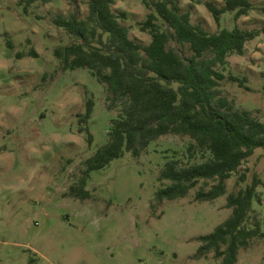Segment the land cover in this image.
Wrapping results in <instances>:
<instances>
[{"label": "rangeland", "instance_id": "1", "mask_svg": "<svg viewBox=\"0 0 264 264\" xmlns=\"http://www.w3.org/2000/svg\"><path fill=\"white\" fill-rule=\"evenodd\" d=\"M178 1L209 32L235 25L262 31L221 70L244 85L225 79L217 89L264 123V0H249L252 8L237 20L224 13L219 21L206 2L222 7L224 0ZM113 8L125 13L133 39L150 42L139 26L151 11L143 0H117ZM70 13L84 18L87 0H0V264H221L212 252L196 256L199 237L230 216L227 194L254 176L261 184L252 216L264 227V150L256 149L213 201L196 200L199 187L157 201L166 160L188 162L192 140L176 134L160 136L137 157L125 151L89 173L86 198L70 195L117 113L107 109L105 86L89 70H63L53 55L72 41L53 18ZM87 100L94 106L81 124ZM242 173L247 179L237 185ZM235 264H264V237L241 249Z\"/></svg>", "mask_w": 264, "mask_h": 264}, {"label": "trees", "instance_id": "2", "mask_svg": "<svg viewBox=\"0 0 264 264\" xmlns=\"http://www.w3.org/2000/svg\"><path fill=\"white\" fill-rule=\"evenodd\" d=\"M116 1L87 0L84 18L76 13L53 18L72 37L53 49L61 68L89 70L105 86L107 109L117 112L106 142L82 162L84 169L70 195L86 198L89 173L125 151L137 157L160 136L176 134L192 140L186 149L188 162L181 157L166 160L157 178L161 185L157 201L185 197L196 187V200L213 201L226 193V181L255 150H264V123L251 110L235 107L217 89L225 79L244 85L245 79L226 76L221 70L230 55L243 54L246 43L262 31L235 25L209 32L191 21L190 10L178 0H143L151 11L139 26L151 39L142 44L122 23L125 13L114 10ZM206 5L216 21L224 13H234L237 20L252 8L249 0H224L222 7ZM93 106L87 100L81 124L90 118ZM246 179L245 173L240 174L237 185ZM260 184L254 176L252 182L227 194L231 214L199 237L196 256L212 252L221 264H235L241 249L264 237V227L252 216L254 200L260 201Z\"/></svg>", "mask_w": 264, "mask_h": 264}]
</instances>
